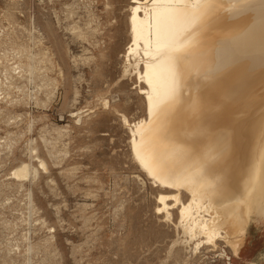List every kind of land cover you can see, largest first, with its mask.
<instances>
[{
    "label": "rangeland",
    "instance_id": "1",
    "mask_svg": "<svg viewBox=\"0 0 264 264\" xmlns=\"http://www.w3.org/2000/svg\"><path fill=\"white\" fill-rule=\"evenodd\" d=\"M106 1L0 0V264H184L120 121L144 109L122 70L129 0ZM22 162L37 173L21 183ZM252 263L264 264L260 216L238 258L188 262Z\"/></svg>",
    "mask_w": 264,
    "mask_h": 264
},
{
    "label": "bare ground",
    "instance_id": "2",
    "mask_svg": "<svg viewBox=\"0 0 264 264\" xmlns=\"http://www.w3.org/2000/svg\"><path fill=\"white\" fill-rule=\"evenodd\" d=\"M125 12L122 70L144 109L120 121L134 169L157 191L153 214L184 264L220 248L238 258L264 219V0H129ZM36 173L22 162L11 178Z\"/></svg>",
    "mask_w": 264,
    "mask_h": 264
}]
</instances>
